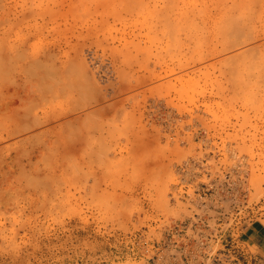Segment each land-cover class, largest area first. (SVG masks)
Returning <instances> with one entry per match:
<instances>
[{
  "label": "rangeland",
  "instance_id": "374dc122",
  "mask_svg": "<svg viewBox=\"0 0 264 264\" xmlns=\"http://www.w3.org/2000/svg\"><path fill=\"white\" fill-rule=\"evenodd\" d=\"M204 153L264 222V0H0V264H152Z\"/></svg>",
  "mask_w": 264,
  "mask_h": 264
},
{
  "label": "built area",
  "instance_id": "2783aa9c",
  "mask_svg": "<svg viewBox=\"0 0 264 264\" xmlns=\"http://www.w3.org/2000/svg\"><path fill=\"white\" fill-rule=\"evenodd\" d=\"M209 158L205 153L188 156L175 166L177 185L183 189L176 195L188 203L190 213L165 226L152 264H250L240 242L248 223L242 214L244 204L249 206L248 180L230 166L223 170L224 165L211 175ZM255 202L250 205L255 207Z\"/></svg>",
  "mask_w": 264,
  "mask_h": 264
},
{
  "label": "crops",
  "instance_id": "0c3cea01",
  "mask_svg": "<svg viewBox=\"0 0 264 264\" xmlns=\"http://www.w3.org/2000/svg\"><path fill=\"white\" fill-rule=\"evenodd\" d=\"M245 260L250 264H264V222L254 220L245 223L240 235Z\"/></svg>",
  "mask_w": 264,
  "mask_h": 264
},
{
  "label": "bare ground",
  "instance_id": "6f19581e",
  "mask_svg": "<svg viewBox=\"0 0 264 264\" xmlns=\"http://www.w3.org/2000/svg\"><path fill=\"white\" fill-rule=\"evenodd\" d=\"M8 94H9V93H8ZM6 96H7V95H6ZM29 96H30V95H29ZM4 105L7 106V103L4 104ZM15 107H16V105H15ZM10 109H11V108H10ZM14 110H15V109H14ZM16 110H17V109H16ZM16 110H15V111H16ZM26 110H27V109H26ZM26 112H27V111H26ZM28 112H29V111H28ZM57 113H58V112H57ZM59 113H60V112H59ZM29 114H30V113H29ZM61 114H62V113H61ZM61 114H60V116H61ZM54 115H55V113H54ZM27 116H28V115H27ZM47 116H48V115H47ZM50 116H51V115H50ZM53 117H55V116H53ZM27 118H28V117H27ZM50 118H51V117H50ZM25 119H26V118H25ZM30 120H31V119H30ZM30 120H29V121H30ZM49 120H51V119H49ZM27 121H28V120H27ZM42 121H43V120H42ZM42 121H41L40 123H43ZM44 122H45V121H44ZM32 123H33V122H32ZM36 123H38V122H36ZM30 124H31V123H29V126H30V128H32ZM34 125H35V124H34ZM34 125L32 124V126H34ZM16 126H17V125H16ZM11 128H13V126H12ZM27 128H28V123H27V125H25V126L23 125V127L19 128V129L22 130V131H20V132H23V130H25V129H27ZM25 131H26V130H25ZM13 132H14V131H13ZM15 132H16V130H15ZM6 135H7V134H6ZM8 135H9V134H8ZM9 136H10V135H9ZM9 136H8V137H9ZM8 137H7V138H8ZM28 139H29V138H28Z\"/></svg>",
  "mask_w": 264,
  "mask_h": 264
}]
</instances>
